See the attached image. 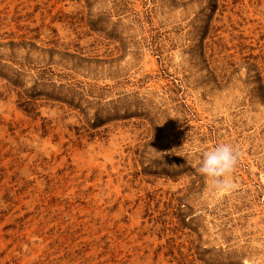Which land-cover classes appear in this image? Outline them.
<instances>
[{"label": "rangeland", "instance_id": "obj_1", "mask_svg": "<svg viewBox=\"0 0 264 264\" xmlns=\"http://www.w3.org/2000/svg\"><path fill=\"white\" fill-rule=\"evenodd\" d=\"M0 264H264V0H0Z\"/></svg>", "mask_w": 264, "mask_h": 264}, {"label": "clouds", "instance_id": "obj_2", "mask_svg": "<svg viewBox=\"0 0 264 264\" xmlns=\"http://www.w3.org/2000/svg\"><path fill=\"white\" fill-rule=\"evenodd\" d=\"M237 164V153L228 143H217L203 151L197 171L200 175L215 182L218 189H226L229 185L223 180L232 173Z\"/></svg>", "mask_w": 264, "mask_h": 264}, {"label": "trees", "instance_id": "obj_3", "mask_svg": "<svg viewBox=\"0 0 264 264\" xmlns=\"http://www.w3.org/2000/svg\"><path fill=\"white\" fill-rule=\"evenodd\" d=\"M25 106H26V104H25Z\"/></svg>", "mask_w": 264, "mask_h": 264}]
</instances>
